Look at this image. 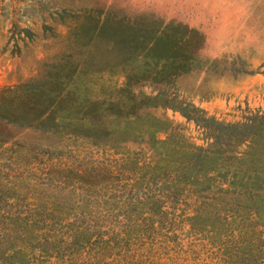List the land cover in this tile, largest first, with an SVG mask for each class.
<instances>
[{
  "label": "trees",
  "instance_id": "obj_1",
  "mask_svg": "<svg viewBox=\"0 0 264 264\" xmlns=\"http://www.w3.org/2000/svg\"><path fill=\"white\" fill-rule=\"evenodd\" d=\"M96 29L90 46L106 41L123 86L92 98L78 70H62L0 96V121L16 131L0 149L27 131L49 143L26 156V194L0 191V264H264V112L219 122L175 92L220 65L202 58L198 29L111 14ZM155 108L195 123L206 145ZM178 226L187 250L172 240Z\"/></svg>",
  "mask_w": 264,
  "mask_h": 264
},
{
  "label": "rangeland",
  "instance_id": "obj_2",
  "mask_svg": "<svg viewBox=\"0 0 264 264\" xmlns=\"http://www.w3.org/2000/svg\"><path fill=\"white\" fill-rule=\"evenodd\" d=\"M108 14L182 23L204 34L202 58L220 65L183 76L175 92L207 118L238 123L253 112H264V0H0V96L37 90L62 70H78L92 98L103 99L111 88L123 86L121 69H108L116 58L106 41L90 46ZM142 91L153 94L154 89L146 86ZM150 113L168 118L196 145H206L203 131L180 113L163 108ZM5 122L0 121V138L9 139L16 131ZM17 140V146L8 143L0 149V191L20 185L26 194V156L49 143L29 131ZM183 230L178 226L172 240L187 250L191 240ZM200 262L216 264L204 254Z\"/></svg>",
  "mask_w": 264,
  "mask_h": 264
}]
</instances>
